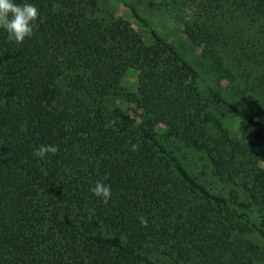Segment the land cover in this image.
<instances>
[{
    "label": "trees",
    "instance_id": "trees-1",
    "mask_svg": "<svg viewBox=\"0 0 264 264\" xmlns=\"http://www.w3.org/2000/svg\"><path fill=\"white\" fill-rule=\"evenodd\" d=\"M29 2L30 38L0 29V264H264V122L234 95H264V0H182L175 18L200 62L130 3L164 56L106 0ZM162 138L201 153L244 212ZM42 144L59 150L41 159Z\"/></svg>",
    "mask_w": 264,
    "mask_h": 264
},
{
    "label": "rangeland",
    "instance_id": "rangeland-1",
    "mask_svg": "<svg viewBox=\"0 0 264 264\" xmlns=\"http://www.w3.org/2000/svg\"><path fill=\"white\" fill-rule=\"evenodd\" d=\"M105 5L110 9H115L118 15L124 16L129 20L136 30H139L144 39L147 41L153 52L158 56H164L166 54L165 48L159 43L155 42L147 32L143 31L141 27L131 17L126 3L134 5L139 14L144 18L148 19L150 25L155 29L159 35L166 39L169 43L173 44L189 59L193 62H200L201 49L194 45L188 35L185 34L184 28L178 23L175 16L178 11L182 9V0H106ZM161 4V5H160ZM159 5V6H158ZM175 9V10H174ZM185 10V9H184ZM191 8H186V11L191 12ZM231 17V16H230ZM229 20V19H228ZM231 25H235L232 23ZM234 30V29H233ZM232 49V47H229ZM198 64V63H197ZM217 67V65H216ZM208 72L215 74V72L207 69ZM219 75V73H217ZM211 76V75H209ZM211 80L215 79L212 78ZM226 82L224 83V85ZM137 73L129 71L123 79V86L128 92H136L137 90ZM223 85V83H222ZM234 95L240 107L244 112L264 122V95H254L252 97L246 94H238L234 91ZM121 100H114L112 104H121ZM127 107L130 108L129 105ZM225 112V125L229 128L232 133H239V120L237 117L227 109H223ZM165 145L169 147L180 161L189 169V171L196 176L201 182H203L211 191L216 194H223L228 199L233 207L238 208L244 212L245 195L240 194L238 202L242 203L240 206L231 194L236 188L232 185L220 184L213 176L208 161L203 157L201 153L184 148L178 142L166 140L162 138ZM251 218L254 222L259 223L260 219L255 214H251ZM259 242V241H258Z\"/></svg>",
    "mask_w": 264,
    "mask_h": 264
},
{
    "label": "clouds",
    "instance_id": "clouds-1",
    "mask_svg": "<svg viewBox=\"0 0 264 264\" xmlns=\"http://www.w3.org/2000/svg\"><path fill=\"white\" fill-rule=\"evenodd\" d=\"M39 16L38 8L29 0H23L22 3H17L16 0H0V29L7 33L9 41L16 44L23 43L25 38L33 35ZM58 150V145L42 144L33 150V154L44 159L48 154H56ZM90 192L106 203L111 197V186L97 180Z\"/></svg>",
    "mask_w": 264,
    "mask_h": 264
}]
</instances>
